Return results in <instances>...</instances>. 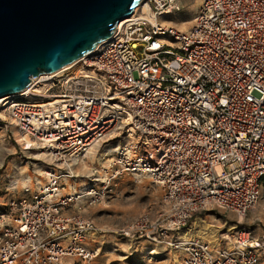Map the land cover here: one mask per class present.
<instances>
[{
	"label": "built area",
	"instance_id": "1",
	"mask_svg": "<svg viewBox=\"0 0 264 264\" xmlns=\"http://www.w3.org/2000/svg\"><path fill=\"white\" fill-rule=\"evenodd\" d=\"M177 1L142 0L89 54L4 101L6 125L49 162L5 189L0 264H95L83 213L123 176L148 179L162 210L120 237L164 244L176 264H264V235L178 236L207 207L243 217L260 199L264 0H199L184 31L161 23ZM119 134L130 139L110 156L92 154Z\"/></svg>",
	"mask_w": 264,
	"mask_h": 264
},
{
	"label": "rangeland",
	"instance_id": "2",
	"mask_svg": "<svg viewBox=\"0 0 264 264\" xmlns=\"http://www.w3.org/2000/svg\"><path fill=\"white\" fill-rule=\"evenodd\" d=\"M198 3L199 0H178L174 4L173 11L162 18L163 23L179 31L186 30ZM87 72L89 73L90 70ZM0 112L3 115L2 108ZM3 119L4 116L0 117V213L6 212L4 205L10 198V194L5 189L13 187L16 183L18 190L20 181L25 175L39 172L49 162L48 158L37 150L30 148L23 150L20 135L14 128L8 127ZM129 139L124 134L114 135L97 145L94 153L98 157L106 150L113 153L117 145H122ZM161 210L160 192L148 179L121 177L110 197L89 207L83 213L93 221L96 228L94 242L90 244L93 249H98L94 263L176 264L178 253L164 244H151L134 238L126 239L117 234L118 229L129 224L140 213L147 212L156 216ZM239 218L242 220L239 221ZM186 230H189L188 236L184 235ZM235 230H247L254 237L264 235V179L257 205L247 211L243 217L207 207L195 213L178 236L210 240L222 238V241L229 242ZM65 261L68 264H79L72 259Z\"/></svg>",
	"mask_w": 264,
	"mask_h": 264
},
{
	"label": "water",
	"instance_id": "3",
	"mask_svg": "<svg viewBox=\"0 0 264 264\" xmlns=\"http://www.w3.org/2000/svg\"><path fill=\"white\" fill-rule=\"evenodd\" d=\"M142 0H0V97L89 54Z\"/></svg>",
	"mask_w": 264,
	"mask_h": 264
},
{
	"label": "bare ground",
	"instance_id": "4",
	"mask_svg": "<svg viewBox=\"0 0 264 264\" xmlns=\"http://www.w3.org/2000/svg\"><path fill=\"white\" fill-rule=\"evenodd\" d=\"M134 11H136V9H135ZM123 20H124V19H121V20L115 25V27H119V26L122 24ZM161 23H163L162 18H161ZM163 25H164V26H168V25H166L165 23H163ZM73 63H74V62H73ZM73 63H72V64H73ZM70 66H71V64H69V65H67V66H64V67H62V68H59L58 70H56V71H54V72H51V73H49V74H53V73H56V74H57V73L61 72L62 70H64L65 68L70 67ZM79 72H80V73H83V74H90V75H93L91 71L88 73V72H84V71L79 70ZM45 75H48V74H45ZM30 79H32V78H30ZM30 79H29V81H30ZM23 90H24V89H23ZM17 97H18L17 94H11V95H7V96L0 97V109L3 108V106H4V101H5L7 98L11 99V98H17ZM0 117H1V118L3 117V115L1 114V112H0ZM20 141L24 142V144L27 146L26 149H29V148H30L31 150H35V148L32 147V145L30 144V141H29L27 138H23L22 136H20ZM97 145H99V144H97ZM97 145H96V146H97ZM96 146H95V147H96ZM95 147H94V149H93L92 154H94L95 156H97V159L101 158V157H102V154H104L103 157H102V158H104V157H108V156H110V154L112 153V151H110V150H106V151H104V152L101 154V156L98 157V155H96V154L94 153V150L96 149ZM41 155H43L44 157H47V154H45V153H42ZM91 157H92V155H91ZM241 220H242V219L239 218V221H241ZM192 225H194V223H193ZM231 229H233V227H232ZM231 229H230V230H231ZM188 232H189V230H186V232H185L184 235H185V236H188V235H189Z\"/></svg>",
	"mask_w": 264,
	"mask_h": 264
}]
</instances>
